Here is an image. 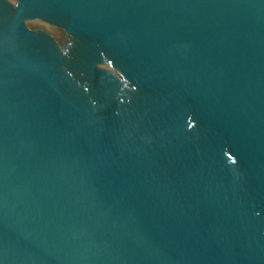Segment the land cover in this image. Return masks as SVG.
<instances>
[{"label": "water", "instance_id": "1", "mask_svg": "<svg viewBox=\"0 0 264 264\" xmlns=\"http://www.w3.org/2000/svg\"><path fill=\"white\" fill-rule=\"evenodd\" d=\"M0 264H264V0H0Z\"/></svg>", "mask_w": 264, "mask_h": 264}]
</instances>
